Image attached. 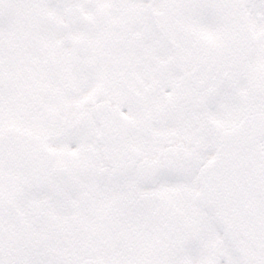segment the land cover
Here are the masks:
<instances>
[{
  "label": "snow or ice",
  "instance_id": "6c2138e0",
  "mask_svg": "<svg viewBox=\"0 0 264 264\" xmlns=\"http://www.w3.org/2000/svg\"><path fill=\"white\" fill-rule=\"evenodd\" d=\"M0 264H264V0H0Z\"/></svg>",
  "mask_w": 264,
  "mask_h": 264
}]
</instances>
